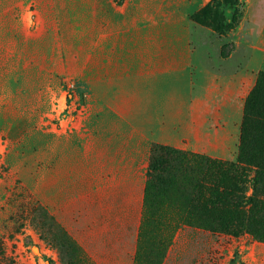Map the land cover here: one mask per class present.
Masks as SVG:
<instances>
[{
    "label": "rangeland",
    "instance_id": "obj_1",
    "mask_svg": "<svg viewBox=\"0 0 264 264\" xmlns=\"http://www.w3.org/2000/svg\"><path fill=\"white\" fill-rule=\"evenodd\" d=\"M217 1L219 12L228 16L225 0ZM45 3L0 0V264H93L61 223L64 215H55L46 202L57 204L65 192L77 191L65 190L63 176L74 163L87 159V148L80 150L79 142L90 135L79 128L103 124L102 118L87 115L105 106L126 109L127 104L104 101L108 86H101L97 94L89 92L86 83L78 86L77 76L93 41V23H70L69 32H60L59 23L56 27L39 17ZM215 9L214 5L212 12ZM233 9L238 23L224 37L216 34L212 21L200 24L191 17L193 48L203 58H215L212 47L219 45L220 68L242 67L246 59L245 38L235 43L246 15L244 0H237ZM219 18L214 17L216 24ZM68 33L77 36H65ZM234 47L241 52L233 57ZM256 84L252 88L249 77L241 81V101H226L223 118H208V133L174 132L175 140L169 143H157L144 133L145 158L138 166H144L145 175L154 144L228 162L235 169L226 189L220 188L224 201L219 208L211 202L210 175L189 169L190 181L184 183L174 172L170 181H177L181 190L152 196L156 205L146 214L133 264H264V87L256 92L248 115L245 112ZM136 123L137 129H151L139 119ZM195 123L200 125L199 120ZM197 185L198 191L193 190ZM179 229L183 234L176 241Z\"/></svg>",
    "mask_w": 264,
    "mask_h": 264
},
{
    "label": "crops",
    "instance_id": "obj_2",
    "mask_svg": "<svg viewBox=\"0 0 264 264\" xmlns=\"http://www.w3.org/2000/svg\"><path fill=\"white\" fill-rule=\"evenodd\" d=\"M211 1L37 0V5L46 4L39 17L56 27L59 23L60 32H69L70 23H93L78 86L86 83L94 93L108 86L104 101L127 104L126 109L105 106L87 115L102 118L103 124L79 128L90 135L79 142L80 150L87 148V159L74 163L63 176L65 190L77 191L65 192L57 204L46 202L55 215H64L61 223L93 264L134 263L146 219L147 173L138 166L145 158L144 133L157 143L175 140L174 132L208 133V118H223L226 101H241V81L249 77L254 88L257 73L264 70V0H244L246 15L235 38V43L239 38L247 41L242 67L220 68L219 45L212 47L215 58H203L193 48L191 17ZM236 49L233 57L241 52ZM137 119L151 129H137Z\"/></svg>",
    "mask_w": 264,
    "mask_h": 264
},
{
    "label": "trees",
    "instance_id": "obj_3",
    "mask_svg": "<svg viewBox=\"0 0 264 264\" xmlns=\"http://www.w3.org/2000/svg\"><path fill=\"white\" fill-rule=\"evenodd\" d=\"M236 3L237 0H225L224 10L231 11L230 14L226 16L223 12H219L220 4L218 1L213 0V2L209 4L201 13L192 16L193 21L197 20L200 24H206L207 21H212L216 34L219 37H224L237 26L239 14L237 10L233 9L234 6H236ZM214 5L216 9L212 12ZM213 13H217V17H220L217 24V19H214L216 15L214 14L215 16H213ZM258 79L256 87L247 101L245 110L246 115H248L250 108H252L254 102L256 101V92L260 87H264L263 72L259 74ZM193 162H196V165H194ZM189 169H193L191 173L195 172V174H197L200 172V174L207 173L210 175L209 177L212 179L208 178L212 183V186L210 187L212 205L215 208L222 206L224 197L219 193L220 188L223 187L222 191L226 189V185L231 177L232 171L235 169L233 164L219 160H212L208 157L196 155L188 151L177 150L170 146L154 144L151 149V161L147 174L148 180L146 181L144 190L145 216L148 213L149 208L156 205L155 202L150 201L154 194H158L159 191L166 192L172 191L173 189L181 190V185H179L177 181H170L172 174L175 172L174 177L177 179L179 178L182 182L186 183L190 181L191 177ZM198 188L199 186L197 185V187H193V190L198 191Z\"/></svg>",
    "mask_w": 264,
    "mask_h": 264
}]
</instances>
